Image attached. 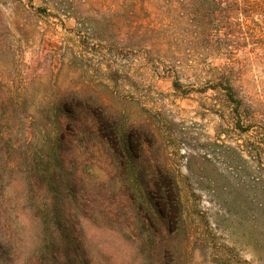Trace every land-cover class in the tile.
I'll return each mask as SVG.
<instances>
[{"label": "rangeland", "instance_id": "1", "mask_svg": "<svg viewBox=\"0 0 264 264\" xmlns=\"http://www.w3.org/2000/svg\"><path fill=\"white\" fill-rule=\"evenodd\" d=\"M182 6L0 0V264H32L44 239L56 236L57 220L72 223L74 173L93 264H264L260 242L239 219L258 174L248 125L261 108L248 105L264 101V62L238 55L237 111L217 88L215 68L226 58L192 43ZM82 92L101 98L126 131L137 126L142 138L155 136L147 154L160 165L147 179L175 176L180 191L178 206H160L168 233L151 228L156 209L139 204L147 192L117 166L93 123L76 133L61 111ZM60 162L64 176L56 170L52 184Z\"/></svg>", "mask_w": 264, "mask_h": 264}, {"label": "trees", "instance_id": "2", "mask_svg": "<svg viewBox=\"0 0 264 264\" xmlns=\"http://www.w3.org/2000/svg\"><path fill=\"white\" fill-rule=\"evenodd\" d=\"M167 2L170 6L175 2H182L183 15L190 21V30L194 31L193 44L200 42L208 50L215 48L226 58L222 66L215 68L216 79L219 82L217 88L227 91L236 110L239 111L243 106V100L237 96L238 88L235 84L242 78L238 55L242 52L253 53L264 62V0H167ZM91 97L86 99L87 96L83 92L76 94L60 109L69 114L76 133L87 131L89 124L93 123L100 143L109 146L117 166L123 170L130 169L133 173V186H137L140 192H147L145 198L141 199L139 196L141 199L139 204L140 207L147 205L156 209V212L149 213L147 217L151 228L161 234L168 233L171 229L169 221L167 216L161 214L160 206L164 204L168 209L170 206H178L181 202L180 191L175 176L164 179L162 176L152 174L153 179L150 181L147 179L149 178L147 170L153 164L160 165L157 159L147 154L146 146H152L155 136L152 133V136H148L150 138H142L137 126H132L133 130L126 131L124 124L114 117L101 98ZM86 100L89 102L86 103ZM89 103L94 105V110H91ZM248 106L251 109L261 108L251 113L248 125V129L253 132L254 140L250 146V154L258 168V174L252 175L251 190L245 205L239 210V219L244 218L248 221L247 234L253 242L257 244L260 242L264 257V101H252ZM49 165L46 171L50 170ZM64 169L65 164L60 162L59 166L50 172L52 184L56 181L55 171L59 170L62 179ZM75 174L72 186L76 200L73 221L68 225L62 220H57L56 236L44 239L32 264H93L85 245L82 221L78 212L80 202L75 189L77 185ZM2 189L0 187V207L5 198ZM54 198V204L57 205L51 213L57 219L60 198L58 196ZM131 200L136 202V195L132 196ZM173 218H177V214H174ZM1 220L0 210V223ZM162 238L165 239L166 235Z\"/></svg>", "mask_w": 264, "mask_h": 264}]
</instances>
